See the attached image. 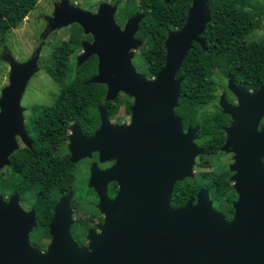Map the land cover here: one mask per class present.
Returning a JSON list of instances; mask_svg holds the SVG:
<instances>
[{
	"label": "water",
	"instance_id": "obj_1",
	"mask_svg": "<svg viewBox=\"0 0 264 264\" xmlns=\"http://www.w3.org/2000/svg\"><path fill=\"white\" fill-rule=\"evenodd\" d=\"M97 11L90 14L62 0L51 20L53 27L75 22L92 37L90 43L80 41L84 52L76 61L96 57V71L85 83L103 84L106 101L119 91L131 97L127 123L111 124L97 105L98 127L91 136L82 137L77 122L68 125L71 161L99 149L118 162L102 172L92 170L89 178L102 222L97 231L87 230L86 244L78 246L69 233L72 195L66 193L52 207L50 241L40 251L28 240L34 209L25 211L16 193L5 199L0 195V264H264V81L245 91L227 73L225 88L235 102L223 93L217 101L220 112L229 116L219 150L230 147L234 159L229 171L234 172L236 198L230 218L212 206L202 187L193 199L171 208L174 182L190 177L194 157L203 153L194 142L198 127L183 128L174 108L181 61L192 42L203 47L199 35L210 20L207 0H191L182 25L167 32L164 64L150 79L131 64L130 49L142 44L134 34L143 14L129 16L120 26L113 19L114 7L102 3ZM34 70V57L10 62L8 85L0 92V169L17 149L15 135L30 147L18 102ZM107 181L118 186L112 198L105 193Z\"/></svg>",
	"mask_w": 264,
	"mask_h": 264
},
{
	"label": "trees",
	"instance_id": "obj_2",
	"mask_svg": "<svg viewBox=\"0 0 264 264\" xmlns=\"http://www.w3.org/2000/svg\"><path fill=\"white\" fill-rule=\"evenodd\" d=\"M37 0H0V43L9 29L20 24ZM191 0H124L117 8L115 22L123 25L126 18L142 13L135 38L142 40L138 52L143 58L146 77H152L164 64L163 40L169 30L178 29L184 22ZM210 20L199 35L203 47L192 42L184 55L175 76L180 77L179 96L175 114L182 126H197L194 142L203 153L198 155L199 167L208 164L207 155L219 151L224 141L222 128L229 116L220 112L217 105L219 88L227 101L230 93L225 88L226 74L245 91L257 88L264 81V38L251 36L259 28L264 7L260 0H207ZM84 35L72 23L65 40L55 45L50 53V63L44 72L57 85L49 106L32 105L31 116L24 124L30 147L20 146L8 157V173L0 169V195L5 199L12 193L19 201L32 205L35 226L32 244L40 246L42 235L47 234V223L53 204L69 186L70 164L67 153L61 150L66 139L67 127L72 122L87 131L98 123L97 105H102L108 119H116V103L103 99L105 86L84 81L96 71V57L89 55L79 65L70 64L71 55L80 48ZM125 110L130 101L123 103ZM213 107L211 112L200 110L204 105ZM264 164V156L262 158ZM231 172H201L202 179L184 178L173 184L170 207L176 208L189 198H194L199 188L207 191L212 206L230 218L231 204L236 198L228 177ZM30 232V233H31Z\"/></svg>",
	"mask_w": 264,
	"mask_h": 264
},
{
	"label": "rangeland",
	"instance_id": "obj_3",
	"mask_svg": "<svg viewBox=\"0 0 264 264\" xmlns=\"http://www.w3.org/2000/svg\"><path fill=\"white\" fill-rule=\"evenodd\" d=\"M61 1L62 0H37L34 8L27 13V15L22 19L19 25L8 30V32L5 35L4 41L0 43V92L4 87L8 85L10 62H14L16 64H22L29 61L32 57L35 58V70L27 79L18 102L21 112L22 124L24 123L26 118L31 116L32 105L36 104L41 106H49L52 103L54 94L57 91L56 83L53 82V80L44 72L43 66L45 64L50 63L51 60L50 53L53 47L62 40H65L67 38L71 24L75 23V22H69V23H62L55 27L52 26L51 19L53 18L54 12L60 5ZM134 1L136 2L137 0ZM260 1L262 6L264 7V0H260ZM66 3L69 7H75L90 14H97L98 12L97 10L100 4L102 3L108 4L114 7L113 19L115 20V14L117 8L120 5H124V0H66ZM251 36L254 38L257 37L264 38V12L262 13V16L260 18L259 28L253 31L251 33ZM91 38L82 39V42L90 43L92 41ZM141 45L130 49V51H132L133 53L131 58V64L134 66L135 70L138 73H141V69L144 68L143 58L138 52V49ZM83 52H84V46L80 45V48L71 55L69 59V63L70 64L75 63L78 57ZM145 78L150 79L151 77L145 76ZM224 83L226 84V80L224 81ZM222 92L223 89L219 88L218 95H220ZM230 97L235 102V98L233 97L232 94H230ZM126 100L131 101V97L119 91L116 94L115 98L110 101L114 103L119 101L118 112L119 114H121V108L123 106L122 103ZM234 102H230V103H234ZM200 110L211 112L213 110V107L210 104H207L202 106ZM97 117L99 119L98 112H97ZM15 141L17 143V148L20 146H25L24 142L21 140V138L18 135H15ZM205 158L208 160V164L204 168H202L197 165L198 156L194 157L193 165L191 167V176L187 178L202 179L203 176L201 175V172L219 173L224 169L229 170V167L234 161L233 152L230 151V147L225 150H219L215 154L207 155ZM6 171L7 170H4V172ZM233 173L234 172L231 171V174L228 177V180L230 182L229 185L231 187L235 183V180L231 178ZM77 194L78 196H80L81 200H83L86 197L84 191H78ZM75 202L76 201H74L73 205H75ZM27 205L29 206V204ZM75 207H77L76 210L81 215L82 211L80 210L79 206L77 205ZM79 217L81 218L80 221L83 222V225H87L88 221L86 220V218L82 216ZM91 221H94V219ZM32 235L33 234L31 233L29 234L30 237ZM49 238L50 235L48 232L47 234L42 235L41 237L42 241H40L41 248L44 246L46 248L47 244L50 241Z\"/></svg>",
	"mask_w": 264,
	"mask_h": 264
},
{
	"label": "flooded vegetation",
	"instance_id": "obj_4",
	"mask_svg": "<svg viewBox=\"0 0 264 264\" xmlns=\"http://www.w3.org/2000/svg\"><path fill=\"white\" fill-rule=\"evenodd\" d=\"M84 35H87V34H84ZM83 39H88V38H83ZM229 102H234V100L232 99ZM130 104H131V101H130ZM129 106H128L127 110H125V108L122 107L121 108V114H119L118 109H117V111L115 113V114H118V116L116 117L117 120L115 118L111 119V120L109 119V122L111 124L127 123L128 119H129V115H130ZM28 118H26L23 125L27 123ZM97 127H98V123L90 131L82 129L81 127H79V131H80V134L82 137H88V136H91L93 134L94 130ZM24 129H25V127H24ZM69 132L70 131L67 127L66 139L63 140L61 149L65 150V152L67 153L68 162L70 164L69 169H70L71 180L63 182V184H66L69 187L65 191H63L62 194L58 196V198L64 194H66V193H71L72 196L69 200V207L71 210V223L69 226V233H70V236L72 237V239L79 246H83L87 242V240L85 239L87 230L93 229V230L97 231L98 229L96 228V225L98 223H101L102 219H103V214L99 211V208L97 206L98 199H97L95 187L89 184V178L92 174V170L94 173L102 172L106 169H109L111 167L116 166L118 162H117L115 156H113V155L107 156V154H105V153L102 154L101 150H99V149H91L89 151V154H86V156L81 157V158L75 157L77 159H74L71 161L69 159L71 154L69 153V149L67 146ZM75 152H77V151L75 150ZM103 158H104V160H101ZM7 167H8V164L1 168L4 176L7 175L6 173L9 172ZM4 170H7V171L4 172ZM95 184H96V181H95ZM104 189H105V193H106L107 197L112 198L115 195V193L118 189V186H117V183L115 181H107L106 183H104ZM78 191H84L85 192L86 197L83 200H81L80 196H78V194H77ZM74 201H76L75 205H73ZM18 202H19L20 206L25 211L29 210L30 208H33L32 205L28 206L27 203L20 202L19 197H18ZM77 205L79 206L80 210L82 211L81 215L76 210L77 207H75V206H77ZM79 216L86 218V220L88 221L87 225H83V222L80 221L81 218ZM93 219H94V221H91ZM30 232H29V234H30ZM47 232H48V228H47ZM29 234H28L29 244L31 246L37 248L38 250L43 251L45 246L41 248V247H38V246L32 244L31 240H32L33 236L30 237ZM31 234H33V233L31 232ZM40 241H42V240H40ZM46 244H44V245H46Z\"/></svg>",
	"mask_w": 264,
	"mask_h": 264
}]
</instances>
